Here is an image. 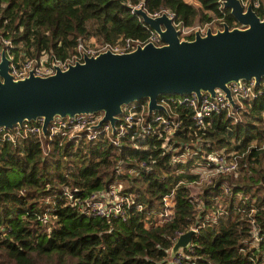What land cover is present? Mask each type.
Here are the masks:
<instances>
[{
    "label": "trees",
    "instance_id": "obj_1",
    "mask_svg": "<svg viewBox=\"0 0 264 264\" xmlns=\"http://www.w3.org/2000/svg\"><path fill=\"white\" fill-rule=\"evenodd\" d=\"M199 1L0 0V36L22 56L64 57L91 36L146 40L151 27L131 9L139 2L147 12L169 9L185 25L212 19L238 24L221 0ZM256 12L263 16L264 8ZM176 111L182 124L172 133L161 126L143 135L141 128L130 129L119 145L62 130L44 136L46 153L32 135L0 141V264H163L175 232L190 224L197 231L172 264H264V240H254L250 224L253 217L264 230V91L244 102L237 121L221 112L197 127L189 109ZM220 150L235 152L237 171L198 182L196 166ZM112 185L129 196L123 213H86L69 198L71 191L82 203ZM166 195L172 213L160 219Z\"/></svg>",
    "mask_w": 264,
    "mask_h": 264
},
{
    "label": "water",
    "instance_id": "obj_2",
    "mask_svg": "<svg viewBox=\"0 0 264 264\" xmlns=\"http://www.w3.org/2000/svg\"><path fill=\"white\" fill-rule=\"evenodd\" d=\"M221 2L237 25L222 21L214 30L207 27L204 33L196 30L192 38H180L172 17L165 12L152 16L138 7L135 12L158 33L161 43L146 41L128 51L84 55L82 61L44 76L30 72L13 78L2 51L0 127L41 118L45 134L56 115L101 112L93 127L109 121L114 128L124 104L147 99L149 111L165 110L158 103L164 94L214 96L220 89L233 104L229 82L253 80L258 85L264 78V15L240 0ZM194 232L190 228L179 235L172 252L189 245Z\"/></svg>",
    "mask_w": 264,
    "mask_h": 264
},
{
    "label": "built area",
    "instance_id": "obj_3",
    "mask_svg": "<svg viewBox=\"0 0 264 264\" xmlns=\"http://www.w3.org/2000/svg\"><path fill=\"white\" fill-rule=\"evenodd\" d=\"M199 0H188V2L201 6ZM245 7L251 4L256 10L260 7L264 8V0H240ZM222 4V3H221ZM143 7L139 2L132 6V11L136 8ZM145 9V8H144ZM165 12L168 16L173 18L175 26L179 29L180 38H192L195 31L198 30L204 33L207 27L213 30L218 26L213 20L204 23L199 20L191 25H185L174 18V13L166 8H161L153 12H148L152 16L160 15ZM236 21V20H234ZM96 39L91 36L87 40ZM97 40V39H96ZM146 41H153L156 44L161 43L158 33L151 28L150 34L146 40H140L132 37L119 36L113 42H96L95 44L85 43L83 39H79L73 50L64 57H59L54 54L44 52L36 56H22L15 55L12 51L14 44L9 37L0 36V58L1 52L4 51L9 59L8 70L13 78H23L30 72L38 76H44L55 72L56 68L65 69L69 64L76 61H82L84 55H95L100 51L110 49L114 52L128 51L136 47L137 44H143ZM1 80V76H0ZM234 103L232 104L224 91L217 89L214 96H210L204 92L200 96L196 93L190 94H164L158 97V103L163 105L165 110H148L147 99L134 100L122 106L121 113L115 121L114 128L109 121L102 122L99 127H93L100 119L101 112L78 113L73 116H54L47 125L46 133L42 131V119L37 118L35 122L24 121L21 124L15 123L11 127H0V141L15 142L18 139L25 138L32 135L40 140L41 147L44 153L48 151L49 141L52 136L58 131H65L68 137L75 139L92 140L99 135L105 137L113 145H119L123 137L130 129L141 128V133L149 134L158 131L161 126L169 134L178 129L182 124V119L176 107L187 108L191 111V118L197 127L203 124L204 118L212 114L224 112L226 116L233 118L234 121L240 119V112L243 108L244 102L257 97L264 91V78L258 85L254 84L253 80L231 81L228 84ZM144 163V162H143ZM238 159L234 151L225 152L224 150L210 153L206 156L203 163L196 166L195 172L199 173V181L207 183L212 182V177L218 173H234L237 171ZM228 191V189H227ZM168 197L171 199L169 202ZM69 198L73 204L86 213L95 215L110 216L111 214L123 213V203H129V196H124L119 193V185H112L108 189H101L92 192L89 196L83 198L82 203L75 197H72L69 191ZM165 203V210L160 215L163 218L170 216L172 213L173 199L171 195L163 197ZM219 208V207H218ZM244 210V209H243ZM254 210L249 208L248 215ZM216 216H214L215 219ZM162 218V219H163ZM252 227V234L255 241L264 240V230L258 231L255 227V220L250 218ZM193 228L197 231L198 225L190 224L186 231ZM185 230H177L174 239L176 240ZM177 258L175 257L174 262Z\"/></svg>",
    "mask_w": 264,
    "mask_h": 264
},
{
    "label": "rangeland",
    "instance_id": "obj_4",
    "mask_svg": "<svg viewBox=\"0 0 264 264\" xmlns=\"http://www.w3.org/2000/svg\"><path fill=\"white\" fill-rule=\"evenodd\" d=\"M197 2H199V1H197ZM209 13H211V11H209ZM217 19H214L213 20V22L214 23H217ZM217 26H218V23H217ZM85 43H89V44H91V43H93V44H95L96 42H99L98 40H96V39H93V40H91V39H89V40H87V39H84L83 40ZM263 123H264V121H263ZM49 147V146H48ZM10 177L12 178V179H16L17 177H18V174L17 173H15V172H10ZM198 182H204V181H198ZM169 202H171V199L168 197V199H167ZM223 202H221V201H219V200H217V205H218V207L219 206H222L223 204H222ZM153 215H155V213L153 214ZM156 215H159V218L160 219H162L163 217L160 215V214H156ZM214 215H216V213H213L212 215H211V217L212 218H214ZM254 244H256V242L254 243ZM178 253H179V256L180 255H182V250H178L177 251ZM177 252H172V250L170 249V251H169V255H168V257L166 258V260L163 262V264H172L173 262H174V259H175V257H176V253Z\"/></svg>",
    "mask_w": 264,
    "mask_h": 264
},
{
    "label": "crops",
    "instance_id": "obj_5",
    "mask_svg": "<svg viewBox=\"0 0 264 264\" xmlns=\"http://www.w3.org/2000/svg\"><path fill=\"white\" fill-rule=\"evenodd\" d=\"M185 1H188V0H185ZM219 19H221V20H222V18H219ZM219 25H220V23H219Z\"/></svg>",
    "mask_w": 264,
    "mask_h": 264
}]
</instances>
